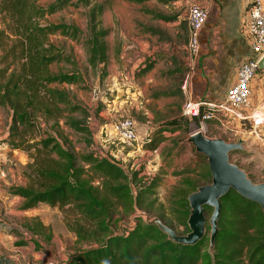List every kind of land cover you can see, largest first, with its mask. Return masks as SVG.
Here are the masks:
<instances>
[{"label": "trees", "instance_id": "16d2710c", "mask_svg": "<svg viewBox=\"0 0 264 264\" xmlns=\"http://www.w3.org/2000/svg\"><path fill=\"white\" fill-rule=\"evenodd\" d=\"M70 1L56 0L42 7L38 0H0V110L6 117L10 116L5 142L32 159L25 172L36 183L12 185L7 189L10 195L22 199L17 209L25 211L39 204L58 210L71 208L91 224L84 234L76 232L79 239L94 244L69 254L66 264H264L262 210L257 203L232 189L220 199L218 232L211 252L208 251V222L204 236L194 245L169 240L156 225L145 223L140 217L134 218L132 225L121 233L116 232L120 221L115 215L119 210L126 216L140 210L150 217H158L177 234H186L190 213L187 196L198 186L209 183L211 175L207 163L201 161L205 157L196 154L199 162L195 166L189 165L175 173L180 179L165 208L155 197L161 175L155 174L142 182L138 171L127 174L114 157L88 151L76 153L67 143L61 127L89 135L86 124L89 113L59 85H79L85 79L71 55L56 47L49 36L82 39L87 67L93 70L100 65L104 69L108 62V30L101 22L108 1L77 0V5L88 7L85 32L73 25L46 21L48 15ZM127 1L143 5L151 0ZM154 1L164 4L171 0ZM146 12L164 21L173 18ZM151 66L146 59L136 73L142 74ZM185 123L186 118L180 117L148 133L142 149L155 151L167 139L163 129L182 131ZM47 125L49 129H45ZM40 129L43 132L37 135ZM27 133H34L38 139L23 138ZM203 212L208 218L212 208L204 206ZM35 222L40 232L49 229ZM179 227L182 233L177 232ZM30 240L36 243L34 237Z\"/></svg>", "mask_w": 264, "mask_h": 264}, {"label": "rangeland", "instance_id": "374dc122", "mask_svg": "<svg viewBox=\"0 0 264 264\" xmlns=\"http://www.w3.org/2000/svg\"><path fill=\"white\" fill-rule=\"evenodd\" d=\"M55 1L38 0V3L40 6L46 7ZM101 1H108V6L101 16L102 26L108 30L106 38L108 44V62L104 69H102L101 65L95 70L87 67L82 39L74 40L61 35H50L49 39L56 47L71 55L84 74L85 79L79 85L62 84L59 87L68 90L73 99L88 111L89 116L86 119V124L89 126L90 134L83 135L61 127L63 136L76 153L88 151L94 152L97 155H108L111 149L104 147L96 136L100 132L99 127L105 126L109 121L113 122L121 117H129L135 124L139 120L134 113L135 108L134 106L132 107L134 104L132 101L135 99L134 101L137 104H140V102H138L139 99L133 94L135 91L130 87L132 78L135 82V69L142 65L146 59H150L151 63L158 62L160 60V53L158 51L164 45L176 54V63L180 61L187 67L190 60L188 55L184 54L185 51L183 49V45L187 41V31L184 30L186 29V22L181 21L177 33H175L170 28L168 21L156 19L151 13L146 12L148 10L169 16L167 12H164L167 9L164 5L151 1L143 5H134L127 0H91V3ZM76 2L77 0H71L61 10L48 15L46 21L73 25L85 32L87 28L86 13L88 7L77 5ZM153 32H157V35H153ZM137 45L142 50L139 49V53L134 54L132 51H136ZM151 46L156 47L157 51L153 52L155 56L151 55L150 57L148 56V52L151 51ZM121 51L123 59L119 60V53ZM180 58H185V62L181 61ZM162 66H164V63ZM113 74L119 75L116 81L113 79ZM121 75L123 80H120ZM113 105L116 106L113 107ZM112 113L114 115H111ZM76 116L78 115L76 114ZM9 118L10 116L6 117V114L0 110V155H2L0 158V168L3 165V152L7 150L8 146L5 141L8 139V135L6 136V134H8ZM210 123L208 124L207 131L203 133L208 138H223L230 140V142H236L239 138L244 139L243 149L230 152L229 160L242 168L253 182H264V144L254 140L252 137L240 134L234 135L232 132L221 129L217 123ZM45 129H49V125ZM194 131H201L199 124L196 120L186 118L183 130L174 134L173 137L171 136V139L156 152L149 153L148 155L143 154L140 156L138 154L128 156L125 159L118 158L121 168L127 174H130L132 171H138V176L142 182H146L155 174L161 175V183L156 189L155 197L165 208H168L172 189L180 179V176L175 173L189 165L195 166L196 162H199L198 153L193 151L192 145L182 140ZM42 132L40 129L36 134L41 135ZM37 135L27 133L23 138L34 141L38 139ZM100 136L105 137L106 135L102 131ZM115 143L117 147H123L121 151L135 148L126 146L119 141ZM177 143H179V147L176 145ZM172 147H174V150L170 151L169 149ZM19 151L20 153H17L9 161L5 162L4 167L11 169L14 179H19L16 185H36L34 182L35 178L29 177L25 172L27 163L31 162L32 159L28 157L26 152ZM156 153L158 156H155ZM7 156H4L6 157L5 159H8ZM11 160L12 162H10ZM201 161L207 163L206 158ZM159 170H163V172H158ZM4 187L5 185H2L1 190L6 192L7 189ZM132 189L135 191L136 187L132 185ZM3 195H0V202L4 198ZM7 206L6 209L0 208V221H3L6 232L12 236L11 243L17 246L14 248L16 255L21 253V249L27 247V245L17 244L26 243L33 237L36 243H30L34 251L43 249V252H45L48 251V247L52 246L53 252L60 256V262H63L69 254L94 244L93 241L78 238L76 231L84 234L90 229L91 224L77 215L71 208H64L62 210L46 208L45 210H41L39 214L31 216L17 210L18 204L15 202H11ZM133 215L134 213L126 216L121 214L120 210L118 211L115 215V219L120 221L116 229L117 233H121L123 229L132 225ZM36 220L41 223L43 221L50 222L48 225L49 229L40 232V229L35 226ZM182 231V227L177 228L178 233H182ZM18 259L21 258L19 257ZM30 260L32 259L30 258Z\"/></svg>", "mask_w": 264, "mask_h": 264}, {"label": "crops", "instance_id": "0c3cea01", "mask_svg": "<svg viewBox=\"0 0 264 264\" xmlns=\"http://www.w3.org/2000/svg\"><path fill=\"white\" fill-rule=\"evenodd\" d=\"M252 1L254 0H171L162 4L167 8L164 12H167V15L173 17L171 21H168L170 28L177 33L181 21L186 22V29L184 30L187 31V36L188 27L186 13L188 7L192 4L199 5L205 9L207 15L198 33L199 51L197 55L190 60L187 67L180 61L176 63V54L171 49H167L166 45H164V47H160V51H158L160 53V60L156 63H152L148 71L137 74L136 71L142 65L135 69V82L132 78L130 87L135 91L133 94L139 99L138 102H140V104H137L134 99L132 101L134 103L132 107L134 106V113L139 119L136 126L141 136L144 134L148 135V133L155 129L166 127L167 125H165V123H168V121L184 117L182 114V104L186 100H206L217 103L224 98L227 89L236 82L239 66L252 54L245 29L247 9ZM261 1L264 6V0ZM151 2L156 1L151 0ZM152 34L157 35V32H153ZM137 43L139 44V42ZM139 49L142 50V48L137 45L136 51L132 52L138 54ZM183 49L185 51L184 54H187L186 43L183 45ZM154 51H157V48L151 46V51L148 52V56H155L153 54ZM119 54V60H122V51ZM153 59L155 61V57ZM180 60L185 62V58H180ZM163 63L164 66H162ZM180 70L184 71L182 72ZM187 75L189 76L187 87L185 91H182L180 86ZM118 76L117 74H113V79L116 81ZM120 80H123L122 75ZM251 89V108L264 106V71L259 70L256 77L251 82ZM115 106L116 105H113V107ZM111 115L114 114L112 113ZM99 131L100 132H98L96 136L104 147L111 149L108 155L114 157L116 161H119V157L125 159V157L128 156L138 154L141 156L143 154L148 155L149 153H154L159 148H162L164 144L171 139V136L173 137L174 134L179 132L177 129L173 132L163 129V134L167 138L166 141L162 142L155 151L148 152L136 147L121 151L123 147L119 148L115 143L118 139H116L112 131V121H109L105 126L99 127ZM102 131L106 135L105 137L100 136ZM143 132L145 133L143 134ZM262 135L264 136V128L262 129ZM176 145L179 147V143ZM4 146L6 147V145ZM172 148L174 149V147ZM17 153H20L18 149H11L8 146L7 150L3 152V165L2 168H0V195L4 194V198L0 202L1 209H6L8 207L7 205L11 202H15L19 206L22 201L21 198L10 195L8 190H6V192L1 190L2 185H5L4 188L8 189L12 184L16 185L18 183L19 179L16 180L13 178L11 169L4 167L5 162L9 161L11 157H14ZM5 154L8 155V159H5ZM1 156L2 155H0V158ZM155 156H158V154L156 153ZM10 162H12V160ZM46 208L49 207L45 204H39L36 208L23 212L27 215L35 216ZM42 224L48 226L50 222L47 223L43 221ZM11 239L12 236L6 232L3 221H0V264L31 261L30 258L32 260L41 261L50 260L55 264H66L67 257L63 262H60V256L53 252L52 246L48 247V251L45 252H43V249L34 251L30 243L33 241L30 240L23 245H27V247L21 249V253L16 255L14 248L17 246L11 243ZM19 257L21 259H18Z\"/></svg>", "mask_w": 264, "mask_h": 264}, {"label": "built area", "instance_id": "2783aa9c", "mask_svg": "<svg viewBox=\"0 0 264 264\" xmlns=\"http://www.w3.org/2000/svg\"><path fill=\"white\" fill-rule=\"evenodd\" d=\"M203 7L192 4L188 7L186 21L188 36L186 51L192 60L199 51L198 33L206 19ZM245 29L251 49V56L237 70L236 82L231 85L224 98L217 103L206 100H186L182 105V114L189 120H196L202 133L208 129V123L215 122L223 130L252 137L264 144V106L251 108V82L259 72L258 60L264 54V6L261 0H254L247 9ZM188 75L181 84L186 90ZM262 107V108H261ZM112 131L119 142L126 146L142 149L147 134L140 135L135 122L129 117H121L112 122ZM230 142V140H226ZM12 264H55L53 261L31 260Z\"/></svg>", "mask_w": 264, "mask_h": 264}, {"label": "water", "instance_id": "95a60500", "mask_svg": "<svg viewBox=\"0 0 264 264\" xmlns=\"http://www.w3.org/2000/svg\"><path fill=\"white\" fill-rule=\"evenodd\" d=\"M257 65L259 70L264 71V54ZM186 142L192 145L196 153L206 158L211 175L209 183L198 186L187 196L190 213L186 223L189 231L186 234H177L158 217H150L140 210L133 215V219L140 217L145 223L156 225L169 240L183 245L196 244L204 236L208 222L210 226L208 251L211 252L218 232L221 197L232 189L245 199L257 203L264 216V182H253L242 168L229 160L230 152L243 149L244 139L228 142L223 138H208L201 131H194L186 138ZM204 206L212 208L208 218L204 215Z\"/></svg>", "mask_w": 264, "mask_h": 264}]
</instances>
